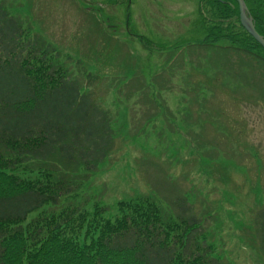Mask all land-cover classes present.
<instances>
[{
	"label": "rangeland",
	"instance_id": "obj_1",
	"mask_svg": "<svg viewBox=\"0 0 264 264\" xmlns=\"http://www.w3.org/2000/svg\"><path fill=\"white\" fill-rule=\"evenodd\" d=\"M2 3L110 113L114 150L83 186L86 209L100 204L113 217L120 201L146 196L173 216L185 203L224 264H264L261 85L233 50L177 49L203 25L227 29L236 17L222 19L209 0ZM87 72L97 80L88 83Z\"/></svg>",
	"mask_w": 264,
	"mask_h": 264
},
{
	"label": "trees",
	"instance_id": "obj_2",
	"mask_svg": "<svg viewBox=\"0 0 264 264\" xmlns=\"http://www.w3.org/2000/svg\"><path fill=\"white\" fill-rule=\"evenodd\" d=\"M209 1L236 23L203 25L196 42L177 49L199 45L247 58L244 73L260 83L264 101V48L242 26L236 0ZM244 1L264 37V0ZM7 9L2 3L0 264H224L185 203L173 216L146 196L120 201L113 217L100 204L86 209L83 186L114 150L110 113L60 62L63 54ZM257 216L264 247V206Z\"/></svg>",
	"mask_w": 264,
	"mask_h": 264
},
{
	"label": "water",
	"instance_id": "obj_3",
	"mask_svg": "<svg viewBox=\"0 0 264 264\" xmlns=\"http://www.w3.org/2000/svg\"><path fill=\"white\" fill-rule=\"evenodd\" d=\"M239 5L240 21L244 29L255 38V40L264 48V37L256 30L253 17L244 0H236Z\"/></svg>",
	"mask_w": 264,
	"mask_h": 264
}]
</instances>
